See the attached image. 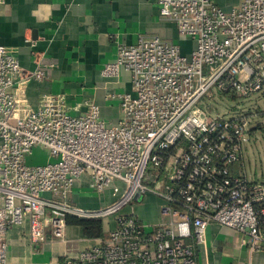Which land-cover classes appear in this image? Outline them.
I'll use <instances>...</instances> for the list:
<instances>
[{"label": "built area", "instance_id": "1", "mask_svg": "<svg viewBox=\"0 0 264 264\" xmlns=\"http://www.w3.org/2000/svg\"><path fill=\"white\" fill-rule=\"evenodd\" d=\"M156 3L159 17L192 46L184 52L154 33L139 32L130 43L112 36L116 57L101 75L126 73L130 83L111 96L119 100L115 122L106 123L94 102L69 106L60 93L31 107L24 84L45 72L24 71L16 49L0 43V264H7L9 226L27 220L32 244L49 232L67 246V215L113 216L115 225L60 264H199L211 223L244 237L248 264L264 250V180L247 177L242 155L251 113L225 117L203 107L213 91L264 94V0L230 9L217 0ZM34 147L47 158L28 162ZM82 175L113 200L97 210L72 206L71 187ZM146 193L162 202L156 223L122 212Z\"/></svg>", "mask_w": 264, "mask_h": 264}, {"label": "crops", "instance_id": "2", "mask_svg": "<svg viewBox=\"0 0 264 264\" xmlns=\"http://www.w3.org/2000/svg\"><path fill=\"white\" fill-rule=\"evenodd\" d=\"M139 32L172 41L178 37L175 25L159 17L156 0H0V43L16 49L24 71L41 67L45 72L43 79L30 78L24 84V96L31 107H36L44 94L60 93L69 106L84 100L94 102L103 119L115 122L120 114L119 100L111 96L128 91L130 83L126 73L106 78L101 69L115 60L116 42L112 36L130 43ZM182 40L183 45L190 43ZM82 111L84 108L80 107L73 112ZM113 198L108 189L95 192L85 175L74 182L69 195L72 206L85 210H97ZM161 203L160 198L146 193L122 212L134 213L144 223H156L160 220ZM77 218L81 217H66L67 246L53 240L49 232L44 240L32 244L27 220L9 226L7 264H60L65 254L91 246L115 225L113 216L98 218L102 232L89 236L82 225L74 222ZM215 231H224V241L228 239L230 245L239 235L217 223L209 224L206 245L199 247V264H221L216 261ZM254 254L255 262L250 256L252 263L264 264V250Z\"/></svg>", "mask_w": 264, "mask_h": 264}, {"label": "rangeland", "instance_id": "3", "mask_svg": "<svg viewBox=\"0 0 264 264\" xmlns=\"http://www.w3.org/2000/svg\"><path fill=\"white\" fill-rule=\"evenodd\" d=\"M225 9L237 6L240 0H217ZM176 43L180 44L181 50H189L192 42L184 41L178 36L174 39ZM182 42V44H181ZM129 82V79H128ZM212 98H205L204 109L211 115H224L225 117L232 116L235 113H251L250 128L252 132L242 142V155L244 160V168L246 175L251 180H264V94L257 92L247 98H235L229 95H224L213 91ZM206 105H209L212 110H207ZM106 123L107 119H103ZM28 162L41 161L47 158V152L40 147H34L30 155H26ZM132 201L130 204H133ZM128 204V205H130ZM224 231H215L214 239L218 242L215 247L216 261L221 264H248L249 254L244 237L237 235L233 238V245L230 242L224 241L226 238ZM210 245V241H208ZM256 253V252H254ZM254 255H251L253 262ZM228 261V262H227Z\"/></svg>", "mask_w": 264, "mask_h": 264}, {"label": "trees", "instance_id": "4", "mask_svg": "<svg viewBox=\"0 0 264 264\" xmlns=\"http://www.w3.org/2000/svg\"><path fill=\"white\" fill-rule=\"evenodd\" d=\"M74 222L82 225L85 233L89 236H95L102 232L101 223L98 218H77Z\"/></svg>", "mask_w": 264, "mask_h": 264}]
</instances>
